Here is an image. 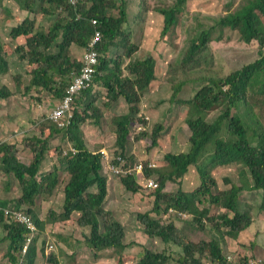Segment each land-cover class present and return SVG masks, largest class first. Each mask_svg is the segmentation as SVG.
<instances>
[{"label": "trees", "instance_id": "trees-1", "mask_svg": "<svg viewBox=\"0 0 264 264\" xmlns=\"http://www.w3.org/2000/svg\"><path fill=\"white\" fill-rule=\"evenodd\" d=\"M46 1L48 6L41 8L42 17L53 25L45 32L34 27L31 16L37 11L35 8L40 0H16L27 14L21 24L14 28V37H25L27 51L33 56L28 59L29 54L25 52V48H17L20 58L28 59L29 65L18 75L21 81L27 79L24 93L28 94L32 87H39L41 92L51 91L54 96L50 97L54 100L63 99L70 83L66 77H70L73 70L79 72L82 67L80 59L69 56V49L73 45L81 48L89 46L95 33L91 18L100 21L98 29L102 32V40L97 47L99 62L92 86L76 98L73 122L62 129L52 126L50 136L46 139L36 136L25 139L34 154L29 165L15 158L14 148L17 143H0V170L16 177L21 187L19 199L0 198V226L7 232L1 239L9 242L7 256L11 264H32L37 237L27 247L24 256L22 251L30 230L14 219L8 222L12 217L6 213L16 210L31 216L35 230H44L46 223L52 225L58 221L69 226L74 223L72 214L76 213L79 225L89 228V234L78 248H82L88 255L83 259L96 263L105 261L108 250L124 251L138 241L136 237H132V240L125 238L123 225L104 210L108 182L120 181L133 194L139 191L140 185L134 177L110 174L102 161V155L87 148L83 125L87 119H91L92 125L100 126L104 113V106L95 103V85L106 89V98L103 97L107 101L105 106L117 107L119 103L125 105L122 114L113 117L111 123L116 136L114 144L119 152L128 156L126 146L130 141L131 128L147 127L148 131L137 135L150 133L152 138L149 142L152 147L159 145L160 134L171 126V122L165 121L161 113L164 109L175 111L171 101H176L184 83L190 80L172 84L169 103H155L160 111H150L148 117L139 114L141 98L156 79L155 67L159 57L150 54L139 59L134 56L136 46L129 45L130 33L123 30L128 20L127 0H81L76 6L70 5L68 0ZM186 2L187 0H175L172 5L158 9L164 25L161 39L172 36L180 14L184 13ZM233 8L234 5H229L226 14L211 18L212 24L208 27L201 22L198 24L196 33L191 34L188 40L181 63L186 68L199 61L200 55L212 42L225 39L228 29L239 32L245 43L258 42L259 56L226 77L203 79L204 84L194 97L178 101L186 107V123L192 131L191 146L188 151L165 153L163 157L166 166L153 169L152 172L148 170L150 168H145L143 177L151 178L155 173L159 184L153 190L151 208L137 215L152 244L150 242L151 250L146 249L145 255L136 264H168L169 261H176L177 264H204L205 257L212 264H250V260L256 259L247 251L239 253L240 262H230L229 253H225V245L226 236H229L234 241L238 240L236 249L242 250L245 247L240 242L242 235L258 218L264 220V0H242ZM113 9L118 11L116 18L109 13ZM7 11L10 12V9ZM78 14L81 18H77ZM3 48L0 39V73L4 75L9 71V61ZM124 56L128 57L125 69L129 73L122 76ZM56 72L59 74V81L53 80ZM6 93L5 89H0V97H5ZM78 106L82 109L78 110ZM213 113H217V117L211 119ZM151 123L154 125L152 128L149 126ZM59 134L67 142L73 143L72 147L76 152L68 153L64 148L58 147L53 170H43L42 163L50 149V140ZM230 165L240 166L241 183L227 179L230 188L220 189V192L215 193V188H220L215 171L219 167ZM191 167H194L201 182L194 191L185 190L182 185L183 178ZM60 172L69 175L68 182L63 186L62 212L58 215L51 210L44 222L31 206L38 195L51 193L58 184ZM191 178L192 173L187 178L188 181ZM170 183H180V190L177 193L167 191ZM254 191L261 192L259 205L247 201L243 206L242 193L254 194ZM207 197L219 207L216 214H212V208L206 206ZM171 210L179 214L186 213L190 217L187 220L180 217L184 224L179 227L175 223L165 224L162 219ZM187 221L195 223L206 240L202 239L197 243L194 237L189 236L185 232ZM209 224L215 226L220 239L217 237L210 240L205 236ZM161 240L166 249H152L155 246L153 241ZM227 246L229 247L228 244ZM174 247L183 251L179 259H175ZM22 256L23 260L20 261ZM54 263L60 264L56 259Z\"/></svg>", "mask_w": 264, "mask_h": 264}, {"label": "rangeland", "instance_id": "rangeland-1", "mask_svg": "<svg viewBox=\"0 0 264 264\" xmlns=\"http://www.w3.org/2000/svg\"><path fill=\"white\" fill-rule=\"evenodd\" d=\"M241 1L242 0H187L184 13L180 14L172 36L161 39V29L164 25L158 13V9L172 5L175 0H127L128 20L123 26V30L130 33L129 45L133 44L136 46L134 56L139 59H143L150 54L159 57V59L157 58V65L155 67L156 79L149 86L143 98H141L139 114L148 117V112L160 111L155 103L160 101L165 102L164 104L169 103V99L172 96V84L187 79L190 80L184 83L185 85H183L180 93L177 95L176 101H171L172 108H175V111L169 112L164 109L161 113L164 115L165 121L169 120L171 122V126L165 133L163 132L160 134L159 145L157 147H152V144L149 142L152 138L150 133L139 136L133 134V139L130 138L126 149L131 163L141 161L144 166L155 165V169H158V167H163L167 164L163 157L165 153L170 151H188L191 146L190 137L192 131L186 123V107L179 104L178 101L190 100L194 97L198 89L203 86V79L226 77L246 62L258 58V42L255 41L252 44L245 43L241 40L239 32L228 29L225 39L221 42H212L209 47L206 48L205 52L200 55L199 61L186 68L181 63L189 44L188 40L191 34L196 33L198 24L201 22L208 27L212 24L211 18H218L226 14L229 5H234L235 8ZM45 6H48L47 1L40 0L35 8L37 11L31 16L34 27H39V30H44L46 32L50 27L49 24L53 23L43 20L41 8ZM7 9H10V12L7 11ZM109 13L115 18L118 16V11L114 9L110 10ZM26 14L27 12L19 7L16 0H0V39L2 45H4L3 52L6 53L9 61L8 73L4 75L0 73V89H5L7 92L5 97H0V143H17L14 148L15 158L21 163L29 165L33 161L34 154L27 145L28 143L25 139L32 136L42 139L48 138L52 126H58V128H60L59 126H62V128L66 127L65 125L68 124V114H63L57 121L51 118V113L59 104L58 100H54L50 97L53 95L51 91L49 92L46 90L47 92H41L38 90L39 87H32L28 94L24 93V86L27 83V79L25 82H21L18 74L25 67L29 66L27 60L33 56L27 51V39L23 36L18 38L14 37V28L21 24ZM50 20H53V18H50ZM19 46H23L25 52L29 54L27 60L20 58L17 52ZM76 48L79 47L73 45L69 49L70 53ZM83 53L84 50L82 51V56ZM76 59H80V57ZM127 61L128 57H122V76L129 73L125 69ZM66 79L70 81V77H66ZM93 90L95 103L107 109L102 107L104 113L100 126L92 125V120L87 119L83 125L85 129V133L83 134L84 140L89 150L101 152V150L105 149L110 156H116L120 150H118L116 144H114L116 136L111 120L116 115L122 114L125 105H120L119 103L117 107L116 105L107 107L105 106L107 101L103 99V97L106 96V90L97 85H95ZM23 95H27V97L22 99L21 97ZM81 109L82 107L78 106V110ZM179 113H181L182 116ZM215 117H217V113L215 115L213 113L211 119ZM150 125L151 128L154 126L153 123L149 124V126ZM97 132L98 135H96ZM69 143L70 141L67 142L62 134L55 135L50 140V149L46 154V159L42 163L43 170H53L54 158L57 154L58 147H61V149L64 148L65 151L69 152ZM193 168L194 167H191L189 173L186 175L187 177L185 176L183 178L184 182L182 181V185L185 190L194 191L201 184L199 176ZM153 169L154 168L148 170L152 172ZM240 170L241 168L238 165L217 168L215 174L216 178L220 181V188H215L214 192H220V189L228 190L230 185L227 179L229 181L234 180L235 183L238 181L241 183ZM191 173L192 178L188 181L187 178L191 177ZM193 175H195L194 179ZM151 177L158 183V176L155 173H153ZM142 179L143 178L139 176V180ZM68 180L69 175L60 172L58 174V184L51 193H44L35 198V202L31 208L42 221L46 222L47 215L51 210L56 211L55 213L58 215L62 212L64 199L63 186ZM168 185L166 190L171 193H177L181 187L180 183H170ZM107 192L103 208L112 219L118 220L119 223L123 225L126 234L125 238L128 237L132 240V237H136L135 239L138 241L135 245V251H132L130 247L133 245H130V247L126 248L124 251L121 249H119V251L115 249L110 250V252L107 251L109 253L106 254L105 261L96 263H91L89 261L85 262L83 258L88 255L82 248H78V246L81 242L85 241V236L89 234V228L81 227L77 222L79 218L78 215L73 213L71 217V219H74L73 224L67 226L60 221L52 225L46 223L44 230H39L36 235H31V239L27 244L33 241L34 235L37 237L36 254L32 264H55V259L58 260L60 264H136L141 257L145 255L146 249L151 250V241L147 239L148 236L143 231L144 226L139 221L137 215L151 208L150 204L154 191L147 190L144 185H140L139 191L133 194L129 193L120 181H114V183L109 181L107 184ZM253 193L254 194L250 192L242 193L243 206L247 201H252L259 205L258 203L261 202V192L254 191ZM20 196L21 187L17 178L12 174H7L0 170V198L11 200L13 198L19 199ZM206 200V206L212 208V214L219 212V207L210 202L209 197H207ZM176 216L178 217L175 218ZM180 217L187 220L190 216L169 212V214L162 219V222L165 224L175 223L179 227L184 224V222L180 220ZM207 228L208 232L205 236L208 239L212 240L217 237L220 239L213 224H209ZM185 232L189 234V236L194 237L197 243L202 239L206 240L204 234L199 231L197 225L193 222L189 223L187 221ZM6 234L7 232L0 226V264H11L7 256L9 242L1 239ZM161 241H153L155 246L153 245L152 249L164 251L166 245ZM237 242L238 240L234 241L231 237L226 236L225 253H229L228 257L230 262H240L239 253H246L248 251L252 253L256 259H259L257 260L258 264H264L263 219L258 218L255 224L242 235L240 242L241 245L242 243L245 244L242 250H240V248L236 249ZM26 248L27 246H25L22 251L24 256L26 254ZM76 248L78 249L76 250ZM60 250L66 252V254H61ZM178 250L181 253L183 252L179 247ZM121 251L122 253H120ZM73 255L74 257L72 258ZM175 256L179 257L177 251H175ZM22 260L23 256L20 258V261ZM203 262L204 264H212L211 260L207 257L204 258ZM19 264H22V262ZM168 264H177V262L169 261Z\"/></svg>", "mask_w": 264, "mask_h": 264}, {"label": "built area", "instance_id": "built-area-1", "mask_svg": "<svg viewBox=\"0 0 264 264\" xmlns=\"http://www.w3.org/2000/svg\"><path fill=\"white\" fill-rule=\"evenodd\" d=\"M80 1L81 0H68V3L72 6H76ZM77 18H81V16L78 14ZM90 21L92 25L95 27V31H94L95 33L92 40L89 43V46L86 47L84 50L82 56L81 70L79 72L74 71L72 73L71 81L68 87L66 88V92L63 99L58 101L59 104L51 113V118L55 121L61 118L63 114L65 113L68 114L67 125H69L73 120L74 117L73 108L76 98L84 90L92 86L93 78L96 73V67L99 62V52L97 50V47L99 42L102 40V32L100 29H98V27L100 26V21L95 18H91ZM143 130H145L144 126H138L137 131L141 132ZM106 159H108L109 161L110 170L116 175H134V174L142 175L143 172L145 171L146 166H144V164L141 161L137 164H134V166H130L128 164L127 159L122 154H120L117 157V161L119 165H117L116 162L113 161L111 162L110 158L108 157ZM148 167L152 169L155 168L156 166L148 165ZM143 185L145 186V189L150 191L158 187L157 182H155L153 179H144ZM6 215L28 226V228L32 231V233L35 232V226H34V222H32L31 216H28L27 214L16 210L10 211L9 213H6ZM251 264H258V262L252 261Z\"/></svg>", "mask_w": 264, "mask_h": 264}, {"label": "clouds", "instance_id": "clouds-1", "mask_svg": "<svg viewBox=\"0 0 264 264\" xmlns=\"http://www.w3.org/2000/svg\"><path fill=\"white\" fill-rule=\"evenodd\" d=\"M81 62H82V58H81ZM24 72V69L19 73V74H22ZM18 74V75H19ZM26 80H24V79H22V81L21 82H25ZM46 92V91H45ZM23 96H25V97H27V95H23ZM73 113H74V111H73ZM73 119H74V117H73ZM149 120V119H148ZM73 122V120L71 121V123ZM70 123V124H71ZM69 124V125H70ZM69 125H67L65 128H67ZM58 127V126H57ZM145 127V126H144ZM60 128H62V127H60ZM137 128H138V126L136 127V128H132V130L130 131V138L131 139H133V134H138V133H142V132H146L148 129H147V127H145V130H143V131H141V132H139V131H137ZM70 146H69V152L70 151H72V152H76V150L72 147V146H74V145H72V143L71 144H69ZM68 152V153H69ZM101 155H102V161L105 163V166L107 167V169H108V172L110 173V174H112V175H115V176H117V177H127V176H129V177H134L135 178V180L139 183V185H141V186H143V181H144V179H153L152 177L151 178H148V177H143V174H144V172H143V174L142 175H140V174H134V175H116V174H114L111 170H110V168H109V161H108V159H106L107 157L108 158H110V160H111V162L113 161V162H116V164L117 165H119V163H118V161H117V157L120 155V154H122V152H119V154L118 155H116V156H110L109 155V153L105 150V149H103V150H101V152H99ZM126 159H127V161H128V164L130 165V166H134V164H137V163H139L140 161H135V162H133L132 164L130 163V160H129V157L127 156V155H125V154H122ZM146 167H148V166H146ZM145 167V168H146ZM155 169V168H154ZM139 176L140 177H142L143 179L142 180H139ZM154 180V179H153ZM155 181V180H154ZM156 182V181H155ZM158 184V183H157ZM155 190V189H154ZM151 191H153V190H151ZM171 212H173V210H171ZM182 214H184V215H188V214H186V213H181L180 215H182ZM189 216V215H188ZM15 220V219H14ZM12 221V218H11V220L9 221V222H11ZM17 221V220H16ZM18 222V221H17ZM20 223V222H19ZM21 224H23V223H21ZM25 227H27L26 225H25ZM28 228V227H27ZM29 229V228H28ZM30 230V229H29ZM39 232V230H35V232L34 233H32V231L30 230V233L28 234V236H27V242L31 239V235L32 234H37ZM35 235H34V237H35ZM33 237V240L36 238H34ZM27 242H26V244H25V246H29L31 243H29V244H27ZM24 246V247H25ZM127 248H129V247H127ZM131 248V247H130ZM24 250V249H23ZM26 250H27V248H26ZM26 250H25V252H26ZM44 251V250H43ZM109 252H110V250H108ZM60 253L61 254H66V252H64V251H62V250H60ZM90 259H85V262L86 261H89ZM252 261H257V260H250V264L252 263Z\"/></svg>", "mask_w": 264, "mask_h": 264}, {"label": "crops", "instance_id": "crops-1", "mask_svg": "<svg viewBox=\"0 0 264 264\" xmlns=\"http://www.w3.org/2000/svg\"><path fill=\"white\" fill-rule=\"evenodd\" d=\"M45 21V20H44ZM53 24H49V26H52ZM37 30H39V27H38V29ZM79 47V46H78ZM76 49H78V50H76ZM75 50H73L70 54H69V56H71L72 57V59H76L77 57H80V60H81V56H82V51L83 50H85V48L83 47V48H81V47H79V48H76ZM55 54H57V51L55 52ZM58 70V69H57ZM75 70H73L72 72H71V74L74 72ZM54 78L55 79H53V80H56V81H59V74H58V72H56V73H54ZM70 81H71V76H70ZM97 86H99V85H97ZM99 87H102V86H99ZM103 88V87H102ZM105 89V88H104ZM106 90V89H105ZM93 92H94V90H93ZM22 99L23 98H25V96H22L21 97ZM35 103V102H34ZM11 112H13V111H11ZM10 141V140H9ZM8 142V141H7ZM3 143V142H2ZM71 143V142H70ZM69 143V144H70ZM8 144H15V143H11V142H9ZM168 215V214H167ZM166 215V216H167ZM132 251H135L136 250V247H135V245H133L132 247ZM174 249H175V251H177V254L179 255V257H176L175 256V259H179L180 258V255L182 254L179 250H178V247H174ZM127 256H129V255H127ZM252 260H254V259H252ZM255 260H259V259H255Z\"/></svg>", "mask_w": 264, "mask_h": 264}]
</instances>
